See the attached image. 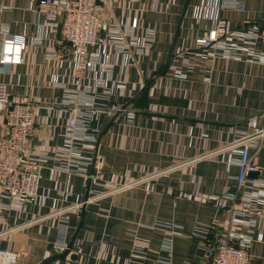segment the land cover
<instances>
[{
  "label": "crops",
  "instance_id": "crops-1",
  "mask_svg": "<svg viewBox=\"0 0 264 264\" xmlns=\"http://www.w3.org/2000/svg\"><path fill=\"white\" fill-rule=\"evenodd\" d=\"M244 1L242 11L222 12L228 28L264 31V0ZM198 2L98 0L100 38L113 24L136 17L154 30V39L142 53L130 50L124 68V55L108 46L113 77L126 87L110 96L99 88L96 103L127 104L131 116L121 112L99 136L116 112L94 114L88 130L97 140L91 154L81 153L93 158L96 150L103 168L79 163L66 171V158L57 154L67 113L62 90L50 83L54 75L71 84V49L58 32L61 13L52 19L38 12V0H0V42L2 26L27 41L21 64H0V82L12 96L44 103L27 144L42 158L40 197L19 206L0 191V264H210L204 245L212 224L222 234L263 233L262 241H252L250 255L252 264H264V204H242L246 190L236 191L237 168L230 162L247 118L264 110V64L211 59L197 48L194 39L208 26L195 15ZM4 121L0 111V133ZM256 163L264 166V149ZM258 176L264 179V172ZM225 194H235L231 210L218 204ZM235 210L248 225L230 222ZM60 239L68 248L58 252L53 245Z\"/></svg>",
  "mask_w": 264,
  "mask_h": 264
},
{
  "label": "built area",
  "instance_id": "built-area-1",
  "mask_svg": "<svg viewBox=\"0 0 264 264\" xmlns=\"http://www.w3.org/2000/svg\"><path fill=\"white\" fill-rule=\"evenodd\" d=\"M98 0H38L36 10L46 13L52 19L61 13L60 34L71 49L70 85L52 76L50 83L62 90V105L67 113L64 145L57 156L65 157L62 170H70L71 165L92 163V157L81 152L92 153L97 140L96 132L88 130V122L98 112L132 110L116 103L97 104V90L110 96L116 90L126 87L123 80L113 77V63L109 60L108 46L117 54L124 55L121 68L127 65L130 50L142 53L147 44L154 39V30L143 27L134 17L129 24H113L107 34L100 38L99 18L97 15ZM244 0H199L195 6V15L208 22L204 32L194 39L197 48L205 51L211 59L222 57L264 64V50H258L259 41L264 43V31H258L253 25L249 29H229L223 17L224 10L242 11ZM51 26L55 22L50 23ZM141 29L140 33H136ZM0 42V64L18 65L22 62L27 47L24 35L9 34L2 26ZM129 37V40L126 37ZM42 39V28L37 41ZM48 59L54 58V50L46 52ZM44 105L39 98L27 99L23 96H12L8 93L7 84L0 82V111H4V129L0 133V191L6 193L17 205L33 204L40 197L38 185L40 179L41 156H35L27 150L29 139L35 132V114ZM242 136L232 145L234 156L230 162L236 165L234 176L236 191L246 190L242 196L244 206L251 200L264 204V179L253 178L250 172H264V166L256 163L259 150L264 149V110L247 118ZM65 155V156H63ZM93 165L96 170L103 168L102 157H96ZM132 182L123 188L134 185ZM218 204L231 210L235 206V194H225L217 199ZM242 205V207H244ZM256 214L261 215L260 210ZM230 222L237 225L249 224L239 210L230 214ZM210 242L204 245L210 256V264H252L250 245L253 240L262 241L263 233L255 238L242 233L221 229L212 224L207 230ZM166 247L170 244L164 243ZM58 252L68 248L64 239L54 242Z\"/></svg>",
  "mask_w": 264,
  "mask_h": 264
},
{
  "label": "water",
  "instance_id": "water-1",
  "mask_svg": "<svg viewBox=\"0 0 264 264\" xmlns=\"http://www.w3.org/2000/svg\"><path fill=\"white\" fill-rule=\"evenodd\" d=\"M58 32H60V23H59V25H58ZM131 101V100H130ZM127 106V104L126 105H124L122 108H125ZM121 114V111L119 110V111H117L114 115H113V117L111 118V120H110V122L101 130V132H100V134H99V136L100 135H102V133L106 130V128L108 127V125L116 118V117H118L119 115ZM95 158H96V150L94 151V154H93V162H94V160H95ZM250 177H255V176H258L259 175V173L258 172H250L249 174H248ZM71 244L72 243H70L69 244V248L71 247ZM71 257H74V255L73 256H71Z\"/></svg>",
  "mask_w": 264,
  "mask_h": 264
}]
</instances>
